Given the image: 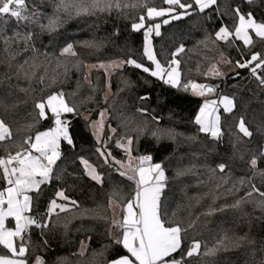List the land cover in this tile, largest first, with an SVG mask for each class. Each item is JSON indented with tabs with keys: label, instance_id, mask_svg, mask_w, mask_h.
<instances>
[{
	"label": "trees",
	"instance_id": "16d2710c",
	"mask_svg": "<svg viewBox=\"0 0 264 264\" xmlns=\"http://www.w3.org/2000/svg\"><path fill=\"white\" fill-rule=\"evenodd\" d=\"M149 3L160 7L162 0H149ZM29 4L30 6L38 4L45 15H51L55 0H29ZM219 5L221 12L229 13L223 18L215 11L206 10V13L171 21L167 25L161 23V34L152 35V44L157 59L165 65L173 58L172 54L183 45L184 52L175 57L180 61L178 71L182 84L188 81L210 83L218 86L213 92L215 96L227 95L235 98L236 108L232 113H225L223 107L219 106L222 130L225 133L224 143L221 145H217L205 134L198 132V126L194 123L203 97L192 95L189 90L184 91L182 88L165 85L157 78L131 65L118 68L109 76L112 95L105 104L104 71L92 69L88 73L84 65L116 58L135 59L145 66L151 65V61L143 55L144 30L133 31L131 28L133 19L140 14L139 10L129 9L126 15L113 12L111 15L79 16L70 19L65 17L58 32L52 35H39L35 41L36 47L41 53H46L52 61V67L48 69L49 75L52 74L57 58L61 61L66 60L70 64L78 59L82 64L79 69L72 67L68 75L61 76L55 84L49 83L47 79L44 84L34 80L32 84L34 91L28 94V104L21 105L18 109H6V106L11 105L17 97L25 98L24 93L18 92L14 87L17 84L15 78L11 81L4 79L8 68L6 63L0 64V81H3L0 83V101H2L0 118H4L12 126L14 134L19 137L26 135L23 127L35 116L32 100L39 99L48 91L63 90L69 94V101L77 104L80 113V115L72 113L62 115V119L69 122V132L74 147L66 142L61 143L63 155L62 161L58 164L61 169H66V172L62 174L61 180H53L52 184L45 188V195L40 198L38 209L39 213L43 214L48 200L59 188H64L66 195L70 200L76 201L79 207L58 201L67 203L71 210L60 213L58 217L53 216V221L58 226L50 231L45 230L48 238L46 248L39 246L40 230L35 228L32 230L33 246L29 251L30 259H34L35 255L39 254L47 264H98L100 258H93L91 252L112 243L108 237L112 220L109 198L117 191L121 197H129L133 194L135 185L112 168L102 166V161L96 153L99 144L90 130L89 121L84 119L83 114H88L90 119L94 120L99 110L104 107H109L110 115L107 117L101 139L106 136H113L114 139L125 135L135 137L137 135L135 129L138 126H146L149 130L156 127L173 129L179 134L175 139L164 138L157 141L146 133L140 136L138 141H134L132 155H151L152 163L164 165L169 179L161 198L168 218L182 228H188L190 224L195 225L184 234L185 245L193 240L201 243V254L190 258L191 264H257L262 258L259 249L264 245V213L251 203H243L239 208H234L235 201L246 196L247 185L238 186V190L229 192L231 183L222 184L219 179L224 174L217 173L216 176H211L208 169L214 168L216 163L222 160H228L233 180L247 173L243 161H233L230 149L227 147L230 133L235 131V124L241 115L255 132L251 141L253 149L259 144H264V135L256 131L264 124V88L258 85L248 69H234L235 61L240 59L236 48L230 47L223 41L215 44L212 42L219 27L232 26L230 6L240 5L245 12L252 11L257 20H262L264 0H255L251 5L245 0H219ZM160 21L158 18L156 22L160 23ZM0 28H3L6 35H10L15 24L0 25ZM85 41H94L98 47H82ZM237 43L242 44L240 41ZM67 44L75 46L78 57L59 56ZM3 48V42L0 41V59H4L6 55ZM253 51L264 52V42L256 39ZM221 52L232 60V64L221 61ZM31 55V52L22 53L17 56V60L23 62ZM36 60L39 64L45 66L48 64L44 55L37 56ZM213 65L222 67L226 65L229 69L223 76L216 77L212 76ZM236 72H239L238 76ZM41 74L43 68L37 72L38 76ZM86 75L95 87L94 92L84 81ZM78 81L81 84L80 92L73 98L71 93L76 90ZM19 83L22 87L28 86L24 81ZM89 93L93 96L92 102L81 105V98ZM141 97L148 99L141 100ZM140 108L147 109V114L137 111ZM28 113H32V116L30 117ZM109 124L117 129L115 134L111 133ZM48 127L49 121H41L32 128V133L46 130ZM188 137L198 139L192 141ZM108 146L115 157L125 159L123 149L115 148L114 142ZM80 156L89 159L93 164L101 165L98 170L103 174V184L83 174L78 160ZM189 168L192 169L189 174L177 176L178 171ZM67 173L74 175L69 176ZM255 183L264 191L259 178ZM218 184L219 188H217ZM120 202L123 203V199ZM210 206L216 209L215 213L210 216L205 215ZM56 211L58 212L59 209ZM173 212L176 213L175 216L172 215ZM64 224H67V229L63 227ZM242 236H247L248 239L240 241L239 238ZM89 237H91L90 242ZM81 241L89 245L85 256L79 255ZM214 247L217 249L214 254H203L207 249ZM0 251H3L2 246ZM126 254L127 251L122 245H113L106 253V257L112 259Z\"/></svg>",
	"mask_w": 264,
	"mask_h": 264
},
{
	"label": "snow or ice",
	"instance_id": "6c2138e0",
	"mask_svg": "<svg viewBox=\"0 0 264 264\" xmlns=\"http://www.w3.org/2000/svg\"><path fill=\"white\" fill-rule=\"evenodd\" d=\"M245 2L251 5L255 3V0H245ZM129 9L140 11L138 17L133 19L131 28L133 31L144 30L143 55L151 61V65L145 66L135 59H127L112 61L108 64L84 65L85 67L107 71L109 68L131 65L173 88L188 91L191 87L194 95L205 96L206 92L210 94L216 91L218 86L214 85L197 84L192 81L182 84L178 71L180 61L175 57L184 52L183 45L172 54L173 58L165 65L157 59L151 37L153 33L156 36L161 34V23L167 25L171 21L206 13V10L215 11L223 18L229 13L220 11L219 0H162L160 7L150 4L149 0H55L51 15H45L38 4L30 6L29 0H0V25L15 24L10 35H6L3 28H0V41L3 42V52L6 54L4 59H0V64L6 63L8 68L4 79L11 81L15 78L17 84L14 87L25 96V98L17 97L11 105L6 106V109H18L21 105L28 104L27 97L34 91L32 88L34 80L44 84L47 79L49 83L55 84L61 76L66 77L72 67L77 69L81 67L82 62L78 59L70 64L66 60L61 61L57 58L52 74L49 75L48 69L52 67V61L46 53H41L36 47L35 41L39 35H52L58 32L65 17L70 19L79 16L111 15L113 12L126 15ZM230 14L233 19L232 26L219 27L212 42L215 44L223 41L230 47L236 48L240 59L235 61L234 69H248L258 85L264 88V52L253 51L256 39L264 42V19L257 20L252 11L245 12L240 5L230 6ZM158 18L164 19L157 23ZM237 41L242 44H238ZM81 46L98 47L94 41H85ZM27 52L32 53L29 58L24 59L23 62L17 60L18 55ZM39 55L45 56L48 61L47 66L37 63L36 57ZM59 56L76 58L78 53L73 44H67ZM221 61L232 64V60L225 57L222 52ZM41 68H43V74L38 76L37 72ZM60 69L62 71H59ZM211 72L215 76L224 75L216 65L212 66ZM236 75L238 76L239 72H236ZM20 81L26 82L28 86H20ZM84 81L94 92L95 87L87 75L84 76ZM110 87L109 84V91L104 93L105 104L112 95ZM80 88L81 84L78 81L76 90L71 93L73 98L79 95ZM68 95L63 90H54L48 91L39 99H33L35 116L24 125L23 130L26 135L23 137L14 134L12 126L4 118H0V246L3 249L0 251V264H47L43 256L39 254H36L34 259L29 258V251L33 246L32 230L34 228L40 230L39 246L46 248L48 238L45 230L50 231L58 226L53 221V216L58 217L60 213L71 210L67 203L58 201H65L79 207L76 201L70 200L66 195L64 188H59L48 200L46 211L40 214L38 209L40 198L45 195V188L50 186L53 180H61L62 174L66 172V169H61L58 164L62 161L63 155L61 143L66 142L74 147V141L69 132V122L62 119V115L65 113L80 115V113L77 104L70 102ZM145 99L148 97H141V100ZM92 100L93 96L89 93L81 98L80 103L84 105L91 103ZM221 105L225 113H232L236 108L235 98L222 95L218 99H205L194 120L198 126V132L205 134L217 145L224 143L225 135L219 115ZM137 111L147 114L148 110L140 108ZM28 115L31 117L32 113ZM98 115L99 120L93 121L89 116H85L84 119L89 121L93 135L97 137L99 146L96 148V153L102 161V166L112 168L120 176L134 182L135 188L129 197H121L118 191L110 196L109 207L113 208L114 216L115 208H120L121 218L111 220L108 237L112 243L93 250L92 257L100 258L98 264H191L190 258L201 254V243L193 240L185 245L184 234L195 225L190 224L188 228H182L168 218L161 198L169 179L164 165L152 163L151 155H132L134 141H138L139 137L146 133L157 141L164 138L175 139L179 134L173 129L156 127L149 130L146 126H138L135 129L137 133L135 137L125 135L114 139L113 136H106L101 139L100 133L105 127L106 118L110 115L109 107L100 109ZM45 120L49 121V127L44 131L32 133V128ZM108 127L111 133H116V128H112L110 124ZM256 131L264 135V124ZM254 135L255 132L241 115L235 124V131L230 133L227 141L232 160L243 161V167L248 170L245 175L233 180L228 160H222L208 170L211 176H216L217 173L224 174L219 179L222 184L231 183L229 192L238 190V186L247 185L246 196L236 200L233 204L234 208H239L243 203H251L264 213V191L255 183L259 178L260 184L264 186V144H259L253 149L251 141ZM188 139L196 141L198 138L188 137ZM113 142L115 148L123 149L125 159H118L113 155L108 146ZM78 160L84 175L103 184V174L98 170L101 165L93 164L83 156H80ZM191 171V168L178 171L177 176L187 175ZM219 187L218 184L217 188ZM121 199L123 203L120 202ZM57 209H59L58 212ZM215 211L216 209L210 206L205 215H213ZM172 215L175 216L176 213L173 212ZM63 227L67 229V224ZM247 239V236L239 238L240 241ZM88 240L90 242L91 237ZM113 245H122L127 254L107 259L106 253ZM88 247V244L81 241L79 255L85 256ZM216 250L215 247L207 249L203 254L212 255ZM259 251L262 258L257 264H264V245Z\"/></svg>",
	"mask_w": 264,
	"mask_h": 264
},
{
	"label": "rangeland",
	"instance_id": "374dc122",
	"mask_svg": "<svg viewBox=\"0 0 264 264\" xmlns=\"http://www.w3.org/2000/svg\"><path fill=\"white\" fill-rule=\"evenodd\" d=\"M160 20L162 21L163 19L162 18H160ZM160 21V22H161ZM158 23V22H157ZM153 34H155V33H153ZM152 34V35H153ZM151 39H152V37H151ZM143 45H144V42H143ZM116 60H123L122 58H116V59H112V60H107V61H97V62H92V63H88L87 65H98V64H100V63H105V64H108V63H110V62H112V61H116ZM217 66V65H216ZM153 67H154V65H153ZM217 68L220 70V72H222V73H226V71H228V69L229 68H227V66L225 65H223V67L222 66H217ZM92 69H100V68H88V67H86V70H87V72L89 73ZM116 69H118V68H109L107 71H105L104 69H100V70H102V71H104V73H105V75H106V92L107 91H109V76L116 70ZM212 76H215V75H213L212 74ZM223 76V75H222ZM216 77H218V76H216ZM220 77V76H219ZM194 83H197V82H194ZM197 84H201V83H197ZM189 92L192 94V95H194L193 94V92H192V90H191V87H189ZM210 94H213V93H210ZM210 94H208V95H210ZM195 96H199V95H195ZM199 97H201V96H199ZM209 99H218V96H215L214 95V97H212V98H209ZM204 103V101L202 102V104ZM202 104H201V106H202ZM200 106V107H201ZM222 106V105H221ZM199 113V112H198ZM85 116H88V114H86V113H84L83 114V117H85ZM95 120H99V115L97 116V118L96 119H94L93 121H95ZM106 120H107V118H106ZM106 120H105V124H106ZM90 130H91V132H92V134H93V129H92V127L90 126ZM44 131V130H43ZM94 136V138L97 140V137L95 136V135H93ZM100 138H102V132L100 133ZM111 209V211L113 212V208H110ZM119 209L120 208H115V216H114V218L115 217H117V213L119 212Z\"/></svg>",
	"mask_w": 264,
	"mask_h": 264
},
{
	"label": "crops",
	"instance_id": "0c3cea01",
	"mask_svg": "<svg viewBox=\"0 0 264 264\" xmlns=\"http://www.w3.org/2000/svg\"><path fill=\"white\" fill-rule=\"evenodd\" d=\"M214 95L215 94H210V95H208V94H205V96H201V97H203V101L205 100V99H209V98H212V97H214ZM219 98V97H218ZM199 112V111H198ZM66 114V113H65ZM111 210V209H110ZM111 217H112V219L114 218V215H113V212L111 211ZM121 218V214H120V209H119V212L117 213V217H115V219H120Z\"/></svg>",
	"mask_w": 264,
	"mask_h": 264
},
{
	"label": "water",
	"instance_id": "95a60500",
	"mask_svg": "<svg viewBox=\"0 0 264 264\" xmlns=\"http://www.w3.org/2000/svg\"><path fill=\"white\" fill-rule=\"evenodd\" d=\"M205 84L212 85V84H210V83H205ZM205 94H209V93L206 92Z\"/></svg>",
	"mask_w": 264,
	"mask_h": 264
}]
</instances>
